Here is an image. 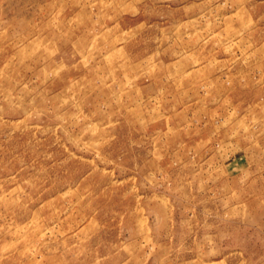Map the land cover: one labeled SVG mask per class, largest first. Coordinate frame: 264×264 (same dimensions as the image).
I'll list each match as a JSON object with an SVG mask.
<instances>
[{"label": "rangeland", "instance_id": "1", "mask_svg": "<svg viewBox=\"0 0 264 264\" xmlns=\"http://www.w3.org/2000/svg\"><path fill=\"white\" fill-rule=\"evenodd\" d=\"M0 264H264V0H0Z\"/></svg>", "mask_w": 264, "mask_h": 264}]
</instances>
